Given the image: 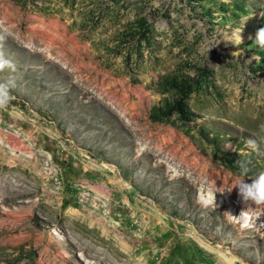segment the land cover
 I'll return each instance as SVG.
<instances>
[{
  "label": "rangeland",
  "instance_id": "1",
  "mask_svg": "<svg viewBox=\"0 0 264 264\" xmlns=\"http://www.w3.org/2000/svg\"><path fill=\"white\" fill-rule=\"evenodd\" d=\"M262 27L264 0H0V264H264V205L227 213L264 172Z\"/></svg>",
  "mask_w": 264,
  "mask_h": 264
},
{
  "label": "clouds",
  "instance_id": "2",
  "mask_svg": "<svg viewBox=\"0 0 264 264\" xmlns=\"http://www.w3.org/2000/svg\"><path fill=\"white\" fill-rule=\"evenodd\" d=\"M254 42L264 48V27L259 28L256 31V36ZM8 69H15V64L12 60L5 58L3 52H0V71ZM14 86V82H0V109H4L10 103L11 96V87ZM248 145L254 150L258 148L257 141L255 139L250 138L247 141ZM240 172L242 176L248 175V167L244 163H240ZM250 181V182H248ZM236 189L238 190V196L240 200L243 202L245 207L240 211L239 215H232L227 212L229 215L233 217L236 221L240 222L241 225L245 228L250 227L252 223V219L248 214V207L251 205H264V172H260L253 176L250 180L241 179L237 185ZM216 193L211 189L208 191L204 203L206 205H215L216 201Z\"/></svg>",
  "mask_w": 264,
  "mask_h": 264
},
{
  "label": "bare ground",
  "instance_id": "3",
  "mask_svg": "<svg viewBox=\"0 0 264 264\" xmlns=\"http://www.w3.org/2000/svg\"><path fill=\"white\" fill-rule=\"evenodd\" d=\"M205 197L204 195L202 194H199V199L204 203V200H205ZM53 234H55V236H57L59 239L63 240L64 239V236L63 234H61L60 232H58L56 229H54L52 231Z\"/></svg>",
  "mask_w": 264,
  "mask_h": 264
}]
</instances>
